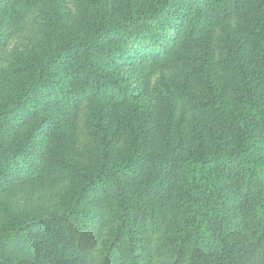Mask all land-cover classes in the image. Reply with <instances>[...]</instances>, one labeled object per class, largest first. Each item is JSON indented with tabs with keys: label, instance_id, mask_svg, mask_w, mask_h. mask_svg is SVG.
<instances>
[{
	"label": "trees",
	"instance_id": "16d2710c",
	"mask_svg": "<svg viewBox=\"0 0 264 264\" xmlns=\"http://www.w3.org/2000/svg\"><path fill=\"white\" fill-rule=\"evenodd\" d=\"M39 2L44 47L17 81L0 76V162L56 174L88 101L87 165L68 170L60 208L0 223V264H264V0H83L77 23L62 0H0V18L15 26ZM153 27L164 40L132 61ZM182 62L151 110L106 120L102 97L127 96L114 68ZM47 96L50 117L39 113ZM46 132L54 150L29 160Z\"/></svg>",
	"mask_w": 264,
	"mask_h": 264
},
{
	"label": "rangeland",
	"instance_id": "374dc122",
	"mask_svg": "<svg viewBox=\"0 0 264 264\" xmlns=\"http://www.w3.org/2000/svg\"><path fill=\"white\" fill-rule=\"evenodd\" d=\"M82 1L62 0L70 22L77 23L82 19L84 15V10L81 7ZM44 5V2H39V5L29 13L18 18L15 26L7 19L0 18V34L7 33L3 42H0V76L8 77L10 81H17L20 63L28 60L27 58L44 47L45 42L39 28L40 23L47 21ZM150 31L152 35L149 42L142 40L134 48H130L128 58L133 59L132 61L138 62L144 56L154 53L152 47L155 42L164 40L165 34L163 32H158L155 27ZM185 69L183 62L169 70L153 74L143 72L139 65L114 68L110 74L117 80L118 89L125 91L127 96L125 97L123 92L110 91L102 97L99 103L102 104L106 120L116 124L121 120H127L133 110H138L141 113L151 110L155 105V90L159 83L176 79ZM48 102L49 97L47 96L42 106L45 108L39 110L41 116H51V111L46 108ZM18 113L20 115L15 114L11 120L12 123L22 115L21 110ZM92 114L93 110L89 107V102L82 101L79 109V127L75 132L78 139L69 142L67 149H63V155L57 157L53 167L56 174L50 175L48 172L46 174L48 176L40 177L31 172L25 176L22 167L23 160L11 169L3 166L0 162V168L3 166L5 169L0 173V223L2 221L12 222L14 219L29 217L49 209H58L67 201L68 189L73 182V179L71 180L67 176L68 170L76 175L79 167L82 168L87 165L85 158L88 157L83 154V151L88 142L86 126L92 121ZM21 133L22 129L17 128L13 132V137L24 135ZM46 135L47 132L37 140H33L28 147L27 158L29 157V160L34 159L35 153L38 151L43 150L42 155L45 153L49 155L54 150L55 139L53 138L50 143L45 144ZM61 167L65 168L64 174L58 169ZM26 253L27 251L24 249L19 250L18 260L23 262ZM24 264H30L27 256Z\"/></svg>",
	"mask_w": 264,
	"mask_h": 264
}]
</instances>
